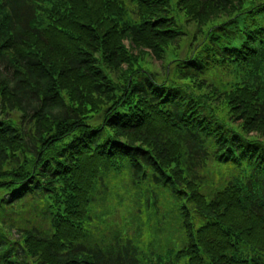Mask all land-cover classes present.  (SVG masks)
<instances>
[{"label": "trees", "instance_id": "obj_1", "mask_svg": "<svg viewBox=\"0 0 264 264\" xmlns=\"http://www.w3.org/2000/svg\"><path fill=\"white\" fill-rule=\"evenodd\" d=\"M0 264H264V0H0Z\"/></svg>", "mask_w": 264, "mask_h": 264}, {"label": "rangeland", "instance_id": "obj_2", "mask_svg": "<svg viewBox=\"0 0 264 264\" xmlns=\"http://www.w3.org/2000/svg\"><path fill=\"white\" fill-rule=\"evenodd\" d=\"M191 30H193V28H191ZM187 38H189V37L185 36V37L183 38V40H184V39H187ZM125 45H127V42H125ZM127 46H128V45H127ZM170 58H171V55H170V53L168 52V53L166 54L165 63L168 62V61L170 60ZM149 62H150V61H149ZM147 66H148L149 68L154 69L155 71H157V72H159V73L162 72V70H161V63H160V62H157L156 60H151V62H150Z\"/></svg>", "mask_w": 264, "mask_h": 264}]
</instances>
